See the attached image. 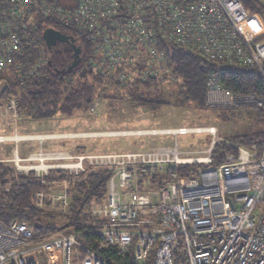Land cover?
<instances>
[{"label": "built area", "instance_id": "built-area-1", "mask_svg": "<svg viewBox=\"0 0 264 264\" xmlns=\"http://www.w3.org/2000/svg\"><path fill=\"white\" fill-rule=\"evenodd\" d=\"M46 21L70 28L87 42L88 55L82 60L80 52L74 80L90 71L107 90L149 79L169 83L173 74L167 50L172 47L224 67L263 73L264 41L256 40L255 28L264 26L252 21L241 0H0V93L8 77L24 81L44 74ZM67 36L80 49L76 38ZM28 51L37 52L30 65L24 61ZM99 104L96 98L88 112ZM204 107L263 110L264 98L235 95L213 74L206 81ZM17 115L16 99L0 105V123H15ZM193 130L145 135L177 137ZM214 132H200L213 136L202 159L188 158L175 144L122 154L38 153L9 161L13 167L8 169L14 184L19 176H32L46 187L33 194L35 209L59 214L71 208L70 184L107 172L105 201L89 209L92 219L105 223L97 240L100 247L115 248L118 256L131 250L137 264L151 256L152 264H264V142L245 148L216 142ZM220 141L227 151L217 163L212 153ZM51 161L57 163H45ZM28 162L37 165H20ZM50 179L61 188L50 187ZM12 184L0 181V188L9 192ZM80 236L57 232L37 238L25 220L0 222V264H108Z\"/></svg>", "mask_w": 264, "mask_h": 264}, {"label": "trees", "instance_id": "trees-1", "mask_svg": "<svg viewBox=\"0 0 264 264\" xmlns=\"http://www.w3.org/2000/svg\"><path fill=\"white\" fill-rule=\"evenodd\" d=\"M246 12L254 14L259 12L264 19V6L260 0H241ZM257 22V18L252 19ZM48 29H53L76 38L80 47L81 58L84 60L88 55L87 42L76 37L70 28L64 27L52 21L45 23ZM43 28V27H42ZM256 40L264 41V28L259 26ZM44 44L41 54L47 59V67L42 76L30 77L29 79L17 80L7 78V88L0 93L1 101L10 98L18 103V114L22 117L33 119H48L56 115L70 117L75 113L88 111L100 90L105 89V84L95 77L90 71H84L74 80L78 72V65L69 70L73 62V51L64 43L57 42L49 51ZM40 52L38 51V55ZM173 79L168 84L173 85V94L181 104H189L196 109L204 107L205 86L208 77L213 74L220 76L222 88L235 95H255L264 98V64L263 73L257 68L250 67H224L219 63L210 62L196 53L184 51L179 48L167 50ZM37 58V52L28 51L24 60L29 65ZM164 84L159 80L149 79L146 82H136L124 86L116 85L115 91H120L139 107L150 111H158L164 105ZM110 98V97H109ZM113 99V97H111ZM118 99V98H115ZM208 110V109H207ZM228 119V114L233 112L243 113L254 117L259 123H264L263 110H237L217 111ZM231 116V115H230ZM234 143L249 148L253 144L264 142V131L250 135L231 137ZM225 154L220 145H215L212 157L217 163L222 162ZM192 171H195L194 168ZM183 169L180 175L183 176ZM109 174L104 171L93 172L81 183L70 184L69 190L72 195L71 208L66 214L54 211H42L35 209L33 194L46 187L40 184L32 176L25 178L19 176V183H15L9 171L0 166V180L3 183H13L9 192L0 188V222L8 223L12 219L25 220L34 230L37 238L48 236L57 232L79 233V241L92 252L96 253L108 264H137L133 259L131 250L123 256H118L115 248L100 247L96 232L102 229L104 222L92 219L89 209L94 204L105 201L106 185ZM51 184V179L48 180ZM53 181V178H52ZM151 256L146 264H152Z\"/></svg>", "mask_w": 264, "mask_h": 264}, {"label": "rangeland", "instance_id": "rangeland-1", "mask_svg": "<svg viewBox=\"0 0 264 264\" xmlns=\"http://www.w3.org/2000/svg\"><path fill=\"white\" fill-rule=\"evenodd\" d=\"M249 15L252 19L257 18L260 20L262 26H264V19L259 12ZM163 88V98L168 104L164 105L158 111H150L136 106L130 98L126 97L125 94L120 91H115L114 89L107 90L105 88L104 90H100L97 94L96 98L99 100L100 104L94 112H78L70 117L56 115L52 118L41 120L17 115L15 123L11 119H6L4 124L0 123V137L7 139V135H12L14 133L42 134L53 132L72 134L84 132L91 134L105 132V134H108L109 132H114L116 135L123 134L110 137L54 140L45 144V150L50 152L65 151L68 152L65 153L68 155L77 152L80 154L103 155V153L119 154L144 152L152 148L171 147L176 144L179 150L188 158L202 159L207 156V151L213 140V136L208 133H189L177 137L172 135H123L126 133L125 131L138 132L153 129L178 128L205 130L207 128H212L215 131L214 137L216 142H218V139H222L229 143L236 144L230 140L231 137L250 135L255 132L264 131V123L256 122L254 117L248 115L246 112H233L232 114H228V119H225L221 112L196 109L189 104H181V101L179 102L173 94V85L166 83ZM111 97H113V99ZM4 103H6V101L0 100V105ZM11 145L12 144L9 143L0 145V156H6V147ZM216 145L222 146L224 151H227L225 143L220 141V143H216ZM32 146H34V143H22L19 145V149L22 152L26 149L30 150ZM59 162L61 163V161ZM45 163L56 164L57 162L51 161ZM20 165L33 166L37 165V163L28 162ZM0 166L4 167L7 171H9V167H13L12 164L8 163L6 160H0ZM195 166L198 167L197 165ZM9 173L13 177L14 174L11 172ZM54 177L56 178L57 176L55 175ZM58 179H61V177H58ZM61 186V183H57L51 184L50 187L59 189Z\"/></svg>", "mask_w": 264, "mask_h": 264}, {"label": "crops", "instance_id": "crops-1", "mask_svg": "<svg viewBox=\"0 0 264 264\" xmlns=\"http://www.w3.org/2000/svg\"><path fill=\"white\" fill-rule=\"evenodd\" d=\"M88 113V111H87ZM8 123V122H7ZM4 124V123H3ZM10 124V123H9ZM161 130H174V129H153L148 131H142L141 133L147 134L150 131H161ZM123 136H144V135H134V132H127ZM114 133V132H113ZM115 134V133H114ZM151 134V133H148ZM78 136V137H77ZM110 136H120V135H111L109 132L108 134L105 132L101 133H53V132H47L42 134H18L14 133L12 135H7V140L0 143V145L9 143L12 144L9 147H6V156H0V160H6L7 162L18 159V160H27L29 158H32L34 155L38 153H56V154H65L68 152L65 151H59V152H50L48 150H45V144L49 143L51 141H57V140H64V139H87L92 137H110ZM17 138V139H15ZM22 143H34V146L31 147L30 150H23L22 152L19 149V145ZM77 153H70V156H87V155H99V154H80ZM108 154V153H103ZM114 154V153H109ZM117 154V153H115ZM122 154V153H119Z\"/></svg>", "mask_w": 264, "mask_h": 264}, {"label": "water", "instance_id": "water-1", "mask_svg": "<svg viewBox=\"0 0 264 264\" xmlns=\"http://www.w3.org/2000/svg\"><path fill=\"white\" fill-rule=\"evenodd\" d=\"M43 40L47 49L50 51L53 46L56 45L57 42H61L67 44L71 50L73 51V62L69 66V70L74 69L80 62V49L75 46L74 39L70 36L62 34L61 32H57L53 29H47L43 33Z\"/></svg>", "mask_w": 264, "mask_h": 264}, {"label": "bare ground", "instance_id": "bare-ground-1", "mask_svg": "<svg viewBox=\"0 0 264 264\" xmlns=\"http://www.w3.org/2000/svg\"><path fill=\"white\" fill-rule=\"evenodd\" d=\"M164 131H166V130H161V131H157V132H161V133H163ZM205 132V131H208V132H214V129H212V128H207V129H205V130H202V129H200V130H198V129H194L192 132L194 133V132H197V133H200V132ZM153 131H150V132H148V133H152ZM171 132H173V133H176L175 132V129L174 130H171ZM147 133V134H148ZM118 134H120V133H118ZM123 134V133H122ZM122 134H120V135H122ZM137 134V133H136ZM140 134H144V133H140ZM111 135H116V134H114V133H111ZM15 139H17V138H15Z\"/></svg>", "mask_w": 264, "mask_h": 264}, {"label": "flooded vegetation", "instance_id": "flooded-vegetation-1", "mask_svg": "<svg viewBox=\"0 0 264 264\" xmlns=\"http://www.w3.org/2000/svg\"><path fill=\"white\" fill-rule=\"evenodd\" d=\"M56 31V30H55ZM57 32H59V31H57Z\"/></svg>", "mask_w": 264, "mask_h": 264}]
</instances>
